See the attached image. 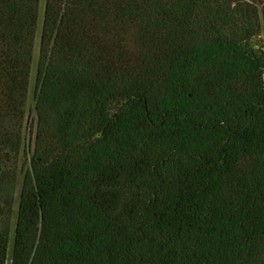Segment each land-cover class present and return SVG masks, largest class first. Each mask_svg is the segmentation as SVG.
I'll return each mask as SVG.
<instances>
[{
	"label": "trees",
	"instance_id": "1",
	"mask_svg": "<svg viewBox=\"0 0 264 264\" xmlns=\"http://www.w3.org/2000/svg\"><path fill=\"white\" fill-rule=\"evenodd\" d=\"M42 3L0 0V264H264V0H46L29 150Z\"/></svg>",
	"mask_w": 264,
	"mask_h": 264
},
{
	"label": "rangeland",
	"instance_id": "2",
	"mask_svg": "<svg viewBox=\"0 0 264 264\" xmlns=\"http://www.w3.org/2000/svg\"><path fill=\"white\" fill-rule=\"evenodd\" d=\"M45 4L46 0H43L42 3V14H41V22H40V28H39V38L37 42V47H36V53H35V64H34V71H33V78H32V86H31V97H30V109H31V115H30V120L28 124V128L26 131V144L28 146V149L30 150L31 147H34L35 144V136L33 135V127L36 124V88H37V75H38V63H39V58H40V47H41V34H42V28H43V21H44V11H45ZM26 161L23 159V162ZM22 178L20 179V186H19V195H18V202H19V197H20V192L22 188ZM14 231V229H13ZM14 232L12 234V242L11 245L13 244L14 241Z\"/></svg>",
	"mask_w": 264,
	"mask_h": 264
}]
</instances>
